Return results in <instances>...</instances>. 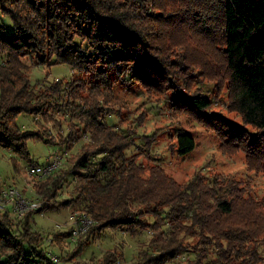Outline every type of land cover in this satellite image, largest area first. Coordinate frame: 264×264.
Masks as SVG:
<instances>
[{
  "label": "trees",
  "instance_id": "obj_1",
  "mask_svg": "<svg viewBox=\"0 0 264 264\" xmlns=\"http://www.w3.org/2000/svg\"><path fill=\"white\" fill-rule=\"evenodd\" d=\"M0 12L13 26L9 33L0 32V145L30 165L39 163L30 158L27 139L50 140L37 129H23L17 116L45 113L57 102L70 106L82 98L66 77L40 87L31 81L30 71L36 65L66 63L90 75L89 84L98 92L111 91L116 74L149 92L174 93L172 109L216 133L222 149L243 152L249 168L264 171V0H0ZM205 80L226 93V107L241 123L210 111L213 102L200 85ZM90 107L79 112L69 107L95 141L73 161L74 196L57 199L66 175L56 168L34 185L48 205L20 219L11 216V209H0V264H59L31 225L32 213L49 208L80 204L93 221L76 239V249L60 257L64 262L105 228L139 235L141 214L129 206L135 199H143L154 215L149 223H155L153 236L137 254L144 262L160 258L165 247L171 254L184 246L186 234H197L210 242L204 241V253L195 250V260L259 264L264 213L245 196L243 181L221 173L198 174L181 185L154 167L144 176L140 161L124 154L136 142V132L111 129L97 106ZM78 134L68 133L73 138ZM142 138L148 144L156 140L148 134ZM176 143L181 156L196 145L185 129L179 130ZM71 235L68 230L51 239L61 244ZM106 255L111 257V251Z\"/></svg>",
  "mask_w": 264,
  "mask_h": 264
},
{
  "label": "rangeland",
  "instance_id": "obj_2",
  "mask_svg": "<svg viewBox=\"0 0 264 264\" xmlns=\"http://www.w3.org/2000/svg\"><path fill=\"white\" fill-rule=\"evenodd\" d=\"M1 24H4L5 28L0 27V32L12 31L11 19L0 12ZM77 40L80 41V39ZM30 72L31 81L40 87L66 77L65 82L71 81L69 87L72 85L75 94L82 96L80 99H74L70 106H63V103L57 102L53 109L45 113L36 115L21 113L17 116V122L23 129H37L50 140V143H47L42 138L30 137L26 143L33 162L41 165L54 163L55 166L51 172L57 168L59 174L66 175L57 199L74 196L75 180L71 172L73 161L81 152L95 145L91 134L84 133V124L75 119L70 110L74 106L78 107V112L81 109L87 110L91 108V104L97 106L96 110L105 116L111 129H119L123 132L122 129L120 130L123 128L127 134L130 130L136 132L133 135L136 142L130 144L124 150V154L131 155L136 161H140V165L144 166V176H148L151 173L150 168L154 167L163 170L181 185H186L198 174L212 176L215 173H221L234 177L245 183V196L257 201L261 205L260 213H264V171L249 168L243 152L222 149L216 133L194 120L189 114L172 109L174 93L169 92L163 95L149 92L135 81L121 80L116 74L111 76L113 79L111 91L98 92L89 84L93 81L90 75L74 71L66 63L51 66L36 65ZM200 85L202 92L213 102L210 111H219L235 122L241 123L240 116L227 109L225 92L218 93L212 81L205 80ZM180 129L187 130L196 141L195 148L184 156L177 151L176 138ZM76 130L82 136L78 134L73 138L68 135L69 131L73 134ZM144 134L154 136L155 142L152 144L145 142L142 138ZM128 139H130L129 136ZM29 166L32 165L25 157L0 145V192L14 186L26 197L47 200L36 193L34 185L40 184L48 174L32 176L28 173ZM129 206L133 212L141 214L142 221H139L140 227L143 226L141 234L133 236L120 228H105L102 232L89 237V242L83 244L72 261L65 262L60 260V257L76 249V239L79 236L74 238L71 235L61 244L55 243L51 238L54 234L71 230V215L79 216L86 213L83 206L69 204L59 208L35 211L30 219L33 228L43 236L42 246L56 261L59 259V264H107L109 263L107 261L113 260L116 261L112 264H207L206 260L209 259L207 257L203 261H200L202 257L198 260L194 259L195 250L204 253L206 248L204 241L210 242L207 240L208 237H199L197 234L194 236L186 234L183 239L184 246L173 250L171 254L167 253L168 248L165 247L160 258L154 255L153 260L147 257L146 262L137 258L138 251L147 247L153 236L155 223L153 225L149 223L154 220V215L149 213L150 207L144 203L143 199L132 200ZM7 208L11 209V216L16 217L11 204H7ZM234 219L238 220L239 216ZM259 243H261L260 246L263 245L260 250L259 264H264V238L260 239ZM109 251H111V257L106 255ZM155 252L153 250V253ZM104 256L108 259L106 260Z\"/></svg>",
  "mask_w": 264,
  "mask_h": 264
},
{
  "label": "built area",
  "instance_id": "obj_3",
  "mask_svg": "<svg viewBox=\"0 0 264 264\" xmlns=\"http://www.w3.org/2000/svg\"><path fill=\"white\" fill-rule=\"evenodd\" d=\"M54 166V163L32 165L28 167V173L32 176H45L51 172ZM7 204H11L16 218L20 219L23 218L29 210L40 209L43 205H48L49 201L40 200L38 197H26L17 187L11 186L0 192V209L5 210ZM71 218V230L74 238L79 236L93 224L92 219H90L86 213L79 216L72 214Z\"/></svg>",
  "mask_w": 264,
  "mask_h": 264
}]
</instances>
